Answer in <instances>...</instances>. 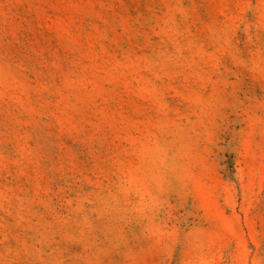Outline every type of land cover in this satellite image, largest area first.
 Wrapping results in <instances>:
<instances>
[{"label":"rangeland","instance_id":"obj_1","mask_svg":"<svg viewBox=\"0 0 264 264\" xmlns=\"http://www.w3.org/2000/svg\"><path fill=\"white\" fill-rule=\"evenodd\" d=\"M0 264H264V0H0Z\"/></svg>","mask_w":264,"mask_h":264}]
</instances>
